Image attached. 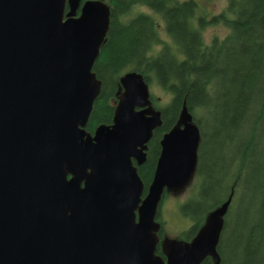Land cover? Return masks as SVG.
<instances>
[{
	"label": "water",
	"instance_id": "obj_1",
	"mask_svg": "<svg viewBox=\"0 0 264 264\" xmlns=\"http://www.w3.org/2000/svg\"><path fill=\"white\" fill-rule=\"evenodd\" d=\"M110 23L103 0H0V264L221 263L233 194L194 239L157 253L165 193L198 167L186 104L147 190L138 167L163 122L142 74L123 76L113 123L86 130Z\"/></svg>",
	"mask_w": 264,
	"mask_h": 264
},
{
	"label": "trees",
	"instance_id": "obj_2",
	"mask_svg": "<svg viewBox=\"0 0 264 264\" xmlns=\"http://www.w3.org/2000/svg\"><path fill=\"white\" fill-rule=\"evenodd\" d=\"M103 1L110 6L111 23L93 69L102 87L86 130L94 134L99 126L113 123L126 73L142 74L150 91L160 89L168 100L161 104L152 94L151 99L159 103L163 123L148 145L146 163L138 168L147 190L161 140L180 124L186 104L201 141L195 174L199 183L180 206L190 222L181 239H194L233 194L218 245L220 264H264V0H228L226 12L210 19L196 0ZM142 7L148 12L136 10ZM218 23L228 34L207 43L206 28ZM207 120L215 127L212 141L204 129ZM239 197L248 204L232 230L231 211ZM158 254L163 256L161 249ZM202 264L215 262L207 257Z\"/></svg>",
	"mask_w": 264,
	"mask_h": 264
},
{
	"label": "rangeland",
	"instance_id": "obj_3",
	"mask_svg": "<svg viewBox=\"0 0 264 264\" xmlns=\"http://www.w3.org/2000/svg\"><path fill=\"white\" fill-rule=\"evenodd\" d=\"M196 2L199 5L200 12L206 15L209 19L213 16L220 15L223 12H226L228 5V0H196ZM136 10L141 12H148V10L143 7L137 8ZM156 19L160 28V34L162 38L167 39L163 20L159 17H157ZM227 34L228 29L222 23L209 25L204 32L205 41L207 43L210 42L214 37L223 38ZM150 92L154 97L158 98L161 104L168 100V98L164 96L165 94L158 88H152ZM152 105L157 108V106H159V103L152 102ZM203 124L208 136V140L212 141L215 138V127L213 126L212 121L207 120L204 121ZM212 149L215 150L216 146L213 145ZM207 151L209 152V149ZM198 183L199 180L197 176L194 175L191 181L183 188L179 190H168L165 194V197L159 209L160 218L158 219V222L162 225L163 228L162 249L164 253L167 251L168 242L181 241V238H183L182 233L190 226V222L181 215L180 206L195 192L196 185H198ZM248 196H250V193H247V197ZM247 204L248 203L246 200L242 204L240 197L234 200L230 217V226L232 227V230L235 228L239 218L245 214L244 207H246ZM231 238L232 236L230 234L228 239L231 240Z\"/></svg>",
	"mask_w": 264,
	"mask_h": 264
},
{
	"label": "flooded vegetation",
	"instance_id": "obj_4",
	"mask_svg": "<svg viewBox=\"0 0 264 264\" xmlns=\"http://www.w3.org/2000/svg\"><path fill=\"white\" fill-rule=\"evenodd\" d=\"M148 152V151H147ZM160 153H161V151H160ZM159 157H160V154H159ZM159 157H158V159H159ZM141 167V166H140ZM139 168V167H138ZM165 197V196H164ZM160 209V208H159ZM157 221H158V219H157ZM161 231H162V225H161ZM160 239H161V241H160V245H159V247H158V249H161L162 250V254H163V256H161L162 258H164L165 259V256H166V254L163 252V249H162V243H163V241H162V235H161V232H160ZM158 253V252H157ZM159 255V254H158Z\"/></svg>",
	"mask_w": 264,
	"mask_h": 264
}]
</instances>
